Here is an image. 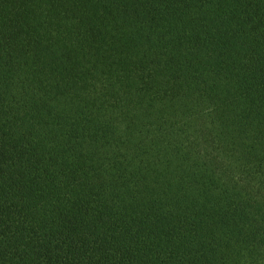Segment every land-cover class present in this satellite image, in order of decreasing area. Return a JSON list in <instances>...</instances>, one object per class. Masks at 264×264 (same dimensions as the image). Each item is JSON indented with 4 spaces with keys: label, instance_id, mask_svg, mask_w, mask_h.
<instances>
[{
    "label": "trees",
    "instance_id": "trees-1",
    "mask_svg": "<svg viewBox=\"0 0 264 264\" xmlns=\"http://www.w3.org/2000/svg\"><path fill=\"white\" fill-rule=\"evenodd\" d=\"M0 264H264V0H0Z\"/></svg>",
    "mask_w": 264,
    "mask_h": 264
}]
</instances>
